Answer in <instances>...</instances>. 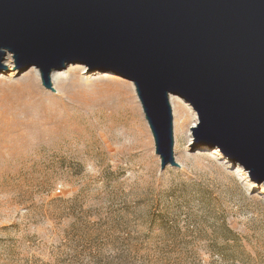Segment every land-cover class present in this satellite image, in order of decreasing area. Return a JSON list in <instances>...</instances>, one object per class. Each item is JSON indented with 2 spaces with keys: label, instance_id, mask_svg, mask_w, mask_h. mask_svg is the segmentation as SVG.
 Here are the masks:
<instances>
[{
  "label": "rangeland",
  "instance_id": "1",
  "mask_svg": "<svg viewBox=\"0 0 264 264\" xmlns=\"http://www.w3.org/2000/svg\"><path fill=\"white\" fill-rule=\"evenodd\" d=\"M12 56L0 89L32 81ZM87 68L61 69L52 91L34 82L9 115L30 127L0 146V264H264V185L216 148H189L196 114L178 96V168L161 171L131 82Z\"/></svg>",
  "mask_w": 264,
  "mask_h": 264
},
{
  "label": "water",
  "instance_id": "2",
  "mask_svg": "<svg viewBox=\"0 0 264 264\" xmlns=\"http://www.w3.org/2000/svg\"><path fill=\"white\" fill-rule=\"evenodd\" d=\"M83 63L135 88L159 157L173 153L170 96L196 114L189 148L217 149L264 185V0H0V72Z\"/></svg>",
  "mask_w": 264,
  "mask_h": 264
},
{
  "label": "bare ground",
  "instance_id": "3",
  "mask_svg": "<svg viewBox=\"0 0 264 264\" xmlns=\"http://www.w3.org/2000/svg\"><path fill=\"white\" fill-rule=\"evenodd\" d=\"M30 73L32 75V81L25 83L24 87L0 89V146L4 145V141L6 140V137L8 136L9 133L16 132L21 126H22V128H24L23 126H26V127L29 126L30 127V124L28 125L25 122L21 123L18 121V119L14 118L12 116H9L12 113L14 115L17 114V112H13L15 107L17 108L21 105L26 106L30 103V101L25 102V100H23V97L25 95L29 94L31 97L34 96V95L32 96V94L37 89L35 84H36V82L40 81L41 75H40V71L37 67L32 68ZM48 76H49L50 82L52 84L56 85L63 80V78L66 76V72H64L62 70H55L54 68H51ZM34 82H35V84H34ZM130 85H131V87H130L131 89L127 93V98L130 99L131 101H133L134 99H137V97L135 94L134 85L132 83ZM50 91H52V90H50ZM34 103H36V102H34ZM137 103H139L138 99H137ZM169 103H170V106H171L172 111L174 113L176 110L175 98L172 96L169 97ZM28 107H30V106L28 105ZM26 108H27V106H26ZM132 110H136V108L133 107ZM190 141H191V138H190ZM7 153H8V155L9 154H16V153H18V150L12 148V149H9L7 151Z\"/></svg>",
  "mask_w": 264,
  "mask_h": 264
}]
</instances>
